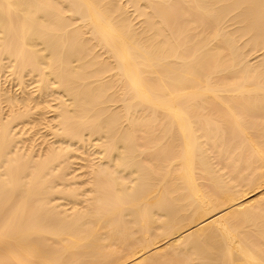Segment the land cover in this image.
Masks as SVG:
<instances>
[{
  "label": "bare ground",
  "instance_id": "1",
  "mask_svg": "<svg viewBox=\"0 0 264 264\" xmlns=\"http://www.w3.org/2000/svg\"><path fill=\"white\" fill-rule=\"evenodd\" d=\"M0 264H264V0H0Z\"/></svg>",
  "mask_w": 264,
  "mask_h": 264
}]
</instances>
